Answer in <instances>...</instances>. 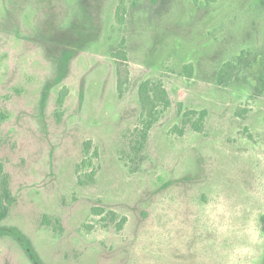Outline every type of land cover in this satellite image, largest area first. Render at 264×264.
<instances>
[{
  "label": "rangeland",
  "instance_id": "rangeland-1",
  "mask_svg": "<svg viewBox=\"0 0 264 264\" xmlns=\"http://www.w3.org/2000/svg\"><path fill=\"white\" fill-rule=\"evenodd\" d=\"M0 212L44 264H264V0H0Z\"/></svg>",
  "mask_w": 264,
  "mask_h": 264
},
{
  "label": "trees",
  "instance_id": "trees-1",
  "mask_svg": "<svg viewBox=\"0 0 264 264\" xmlns=\"http://www.w3.org/2000/svg\"><path fill=\"white\" fill-rule=\"evenodd\" d=\"M2 214L3 213L0 212V218ZM0 234L11 235L12 237H14L16 240H18L21 243V245L24 247V249L29 254L30 258L35 264H44L40 255L34 248L29 238L21 230L12 226L0 225Z\"/></svg>",
  "mask_w": 264,
  "mask_h": 264
}]
</instances>
